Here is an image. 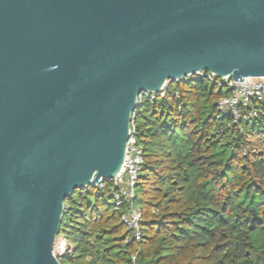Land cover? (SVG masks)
Wrapping results in <instances>:
<instances>
[{
  "label": "water",
  "instance_id": "obj_1",
  "mask_svg": "<svg viewBox=\"0 0 264 264\" xmlns=\"http://www.w3.org/2000/svg\"><path fill=\"white\" fill-rule=\"evenodd\" d=\"M264 78V0H0V264H60L65 201L123 168L139 97Z\"/></svg>",
  "mask_w": 264,
  "mask_h": 264
},
{
  "label": "trees",
  "instance_id": "obj_2",
  "mask_svg": "<svg viewBox=\"0 0 264 264\" xmlns=\"http://www.w3.org/2000/svg\"><path fill=\"white\" fill-rule=\"evenodd\" d=\"M229 93L175 81L134 113L143 169L135 187L140 242L110 206L111 181L65 201L60 264H264V100L257 116L216 118Z\"/></svg>",
  "mask_w": 264,
  "mask_h": 264
},
{
  "label": "built area",
  "instance_id": "obj_3",
  "mask_svg": "<svg viewBox=\"0 0 264 264\" xmlns=\"http://www.w3.org/2000/svg\"><path fill=\"white\" fill-rule=\"evenodd\" d=\"M206 81L211 87L224 89L229 94L217 102L218 114L216 118L228 116L233 124L250 122L257 116L255 105L264 100V78H243V81H234L231 78H218L206 71L195 72L183 78L180 82ZM167 87V86H166ZM166 87L163 89L164 93ZM152 97L153 95L144 93L138 99L141 103L142 97ZM134 118V117H133ZM143 151L135 138V125L131 122V134L127 141L126 157L123 168L118 176L111 181V191L109 194L111 210L120 212V221L125 229L129 231L130 240L140 242L142 238L141 222L142 210L135 204V187L140 172L143 169ZM103 188V183L97 187ZM71 246L61 237L55 243L54 254L61 256L65 252H70ZM135 256L131 257L132 264H136Z\"/></svg>",
  "mask_w": 264,
  "mask_h": 264
},
{
  "label": "rangeland",
  "instance_id": "obj_4",
  "mask_svg": "<svg viewBox=\"0 0 264 264\" xmlns=\"http://www.w3.org/2000/svg\"><path fill=\"white\" fill-rule=\"evenodd\" d=\"M110 204H111V201H110ZM59 238H61V236L56 237L55 243L59 240ZM54 249H55V245H54Z\"/></svg>",
  "mask_w": 264,
  "mask_h": 264
}]
</instances>
